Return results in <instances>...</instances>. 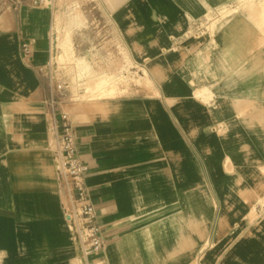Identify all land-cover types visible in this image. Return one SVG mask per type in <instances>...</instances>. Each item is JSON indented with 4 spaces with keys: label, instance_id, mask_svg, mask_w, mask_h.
<instances>
[{
    "label": "crops",
    "instance_id": "crops-1",
    "mask_svg": "<svg viewBox=\"0 0 264 264\" xmlns=\"http://www.w3.org/2000/svg\"><path fill=\"white\" fill-rule=\"evenodd\" d=\"M47 1L0 0V264H75L52 151L62 109L108 239L92 259L264 264V0H87L147 83L95 100L49 79Z\"/></svg>",
    "mask_w": 264,
    "mask_h": 264
},
{
    "label": "rangeland",
    "instance_id": "rangeland-1",
    "mask_svg": "<svg viewBox=\"0 0 264 264\" xmlns=\"http://www.w3.org/2000/svg\"><path fill=\"white\" fill-rule=\"evenodd\" d=\"M86 2L57 0L55 3V58L61 72L71 75L74 82L79 79L83 96L89 100L117 96L134 83L147 86L140 75L128 68L132 62L114 30L93 13L86 17ZM231 11L225 9L223 13L228 15ZM224 261L233 264L229 255Z\"/></svg>",
    "mask_w": 264,
    "mask_h": 264
},
{
    "label": "built area",
    "instance_id": "built-area-1",
    "mask_svg": "<svg viewBox=\"0 0 264 264\" xmlns=\"http://www.w3.org/2000/svg\"><path fill=\"white\" fill-rule=\"evenodd\" d=\"M209 21V18L193 21L191 31L202 33L209 30L211 27ZM32 44L33 40L31 39L22 41L21 50L25 57L31 55ZM55 50L53 34L50 58L45 68L51 83L58 89H62L68 85V82L59 68L55 58ZM125 65L127 66L128 63ZM128 68L135 74L143 73L139 66L131 64ZM135 86L138 85L134 83L131 87ZM53 133V158L57 166V179L62 194L64 216L73 237L75 264H101L102 260L97 261L92 257L105 250L108 239L104 234L96 205L91 198L86 182L89 165L80 156L75 125L71 115L66 110L62 109L54 121Z\"/></svg>",
    "mask_w": 264,
    "mask_h": 264
}]
</instances>
